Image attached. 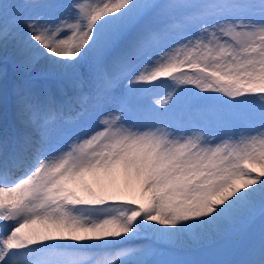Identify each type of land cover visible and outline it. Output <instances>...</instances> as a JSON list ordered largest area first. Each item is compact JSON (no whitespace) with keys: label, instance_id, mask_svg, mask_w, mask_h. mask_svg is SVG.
<instances>
[{"label":"snow or ice","instance_id":"snow-or-ice-1","mask_svg":"<svg viewBox=\"0 0 264 264\" xmlns=\"http://www.w3.org/2000/svg\"><path fill=\"white\" fill-rule=\"evenodd\" d=\"M0 114V264H264V0H0Z\"/></svg>","mask_w":264,"mask_h":264},{"label":"bare ground","instance_id":"bare-ground-1","mask_svg":"<svg viewBox=\"0 0 264 264\" xmlns=\"http://www.w3.org/2000/svg\"><path fill=\"white\" fill-rule=\"evenodd\" d=\"M90 1H91V3L98 2V0H90ZM163 87H164V85L162 83L153 84L152 87H151L152 91L150 93L145 94L146 95L145 97L146 98H149V97L163 98L166 95V93L168 92V90H169V88L164 89ZM0 121H2V114H0ZM94 187H96L97 191L100 190L97 186H94ZM136 188L137 187L126 188L124 186L123 181H120L118 190L109 189V191L113 193L112 197L109 199V204L112 205V209H113V213L114 214H118V211H119L118 205H119V203H121L123 201H127V198H126L127 195L130 197L131 195L137 194V197H136V200H135L137 207H139L140 205L144 204V200H143L140 192L138 190H136ZM3 223L4 222H0V231L3 230ZM142 243H144L143 238L142 237L141 238H137L136 241L134 242L133 246H137V245H140ZM118 250H119V246H117L112 251L114 252V251H118ZM97 257H102V258L106 259V257L103 256V255H100V256H97ZM107 258H110V257H107Z\"/></svg>","mask_w":264,"mask_h":264},{"label":"rangeland","instance_id":"rangeland-1","mask_svg":"<svg viewBox=\"0 0 264 264\" xmlns=\"http://www.w3.org/2000/svg\"><path fill=\"white\" fill-rule=\"evenodd\" d=\"M63 2L67 3V0H63ZM83 2H84L86 5H88V4L91 3L90 0H83ZM160 83H162V84L164 85V87H163L164 89L169 88V90H170V86H171V84L174 83V82H172V81H168V82H159V84H160ZM169 90H168V91H169ZM145 98H146V97H145ZM157 98H158V97H157ZM146 99H148V98H146ZM136 190L139 191L138 187L136 188ZM136 197H137V194H135V195H131L130 197H129L128 195L126 196L127 200H132V199L136 200Z\"/></svg>","mask_w":264,"mask_h":264}]
</instances>
